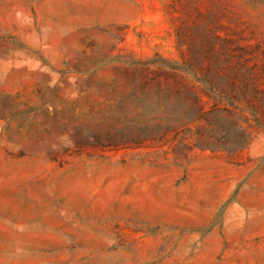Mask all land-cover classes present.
<instances>
[{
	"label": "rangeland",
	"instance_id": "374dc122",
	"mask_svg": "<svg viewBox=\"0 0 264 264\" xmlns=\"http://www.w3.org/2000/svg\"><path fill=\"white\" fill-rule=\"evenodd\" d=\"M0 264H264V0H0Z\"/></svg>",
	"mask_w": 264,
	"mask_h": 264
}]
</instances>
